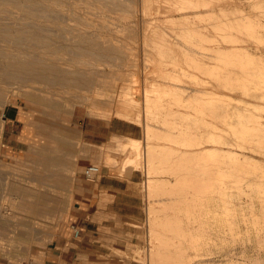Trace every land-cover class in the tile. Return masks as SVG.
I'll return each instance as SVG.
<instances>
[{
    "label": "rangeland",
    "instance_id": "rangeland-1",
    "mask_svg": "<svg viewBox=\"0 0 264 264\" xmlns=\"http://www.w3.org/2000/svg\"><path fill=\"white\" fill-rule=\"evenodd\" d=\"M9 1L0 0V12H2L0 13V72L2 73V69H4L2 66H5L8 60L17 64H22L23 69L21 68L20 72L14 73L15 75L10 74L12 72H4V75L0 74V77L3 75L1 79H5L2 80L3 82L0 81L2 83L0 89H2L1 91H4L5 95L8 96V101L5 102L3 106L0 105V129H3L0 131L2 134H0V264H152L154 261V257H152L154 250L152 249L160 246L161 242L159 243V241L162 240L163 237L169 236V239L173 238L172 241H177L176 243L183 242L182 244H184L185 247V254H183L186 256L184 257V255H182L179 259L177 258L176 262L174 261L169 263L170 257L167 259L165 257H168V255L166 254L165 256L164 254L165 257L162 256L160 259V256L155 259L156 262L161 260L159 261L161 262L159 264H163L165 260L167 261H165L164 264H264V225H256L254 221L257 217L253 214H250L251 217L248 218V220H252L250 225L242 220V217L244 216L242 213L243 210L245 211L244 214H246L248 210L250 211L251 208L255 207L254 210H258L255 213L259 215L261 210L264 209L262 206V203H264V197H262L261 192L257 191L259 186H256L259 182L262 183L260 185V189L262 190L259 191H263L264 147H261L258 144L259 140L256 141L258 142L256 143V139L250 137L249 138L253 140L249 141L247 138L248 142L252 143V145H246L248 148L245 146L239 147L237 144L235 146L234 144H231V146V140L234 139V141H237L236 139H240L241 133L233 132L230 128V130L228 129L230 126L224 120L226 118L230 119V115L225 116L226 112L223 107V105H226L225 110H228L229 108L234 109L235 106L233 105L237 102V105L244 103L242 98L252 99V104L250 105L248 103V109L246 108L244 110L249 113L250 111H253V113H255L253 121L255 123L256 121L260 122L257 123L258 126L261 124L262 126L260 125V127H262V129L264 128V106L262 107L261 105L264 104V101H262L264 99V88H262L264 86V71H261L264 69V61L263 63L261 62L264 60V5L262 4L264 3V0H240L237 4L235 3V6L231 4L234 9L238 5L236 8L237 10L240 6L242 12L245 11V13H250V19H252L251 22H253L251 23L253 25H250L251 27L255 25H257V27L255 26L256 28L260 27L258 28L259 30L256 28L254 30L251 29L250 31L253 30V32H248L247 34V30L245 28H240L241 30L243 29V31L239 29L241 31L239 32V30H236L237 28L232 29V26L227 24L229 25L228 27L231 26V29H229L221 19L223 18V15L219 14V10H217V12L215 10H209L210 12L214 11L213 15L207 10L202 14L203 17L199 16V18L194 15V17L191 16L189 20L186 19L185 22L179 23L171 21L170 19L168 20L164 14L165 12L163 10H159V7L160 9H163V6H159L156 2H153L154 4L152 3V5L150 4V6L144 5L141 0H131L133 4L132 6H128L123 0H112L113 3L111 0H92L90 4L85 3L86 5L81 3L84 0H58L57 2H52V5L49 0H44L42 2L43 4L40 0ZM134 1H137V3H134ZM47 2H50V4H47ZM103 3L105 5H103ZM254 3H256L257 9ZM29 4H33L34 6H29ZM92 4L94 5L93 9ZM43 5L47 6L46 8H50L48 9V12L47 9H44L45 7ZM48 5L50 6L48 7ZM126 5L129 8L131 7L130 9L133 10L129 11L130 9L127 7L129 13L125 12ZM250 5L253 6L251 7ZM259 5L260 7H258ZM120 7H123V9ZM144 8H147V10H145L146 12H150H147L148 15L147 13H144ZM50 11L53 13L50 14ZM238 12H240V8ZM15 13L18 14V16ZM232 13L233 12H230V14ZM252 13L257 17L252 15ZM59 16L62 20H60L61 18ZM83 16H87L86 19L82 18ZM144 16H147L146 18L148 20H144ZM220 19L221 22L219 23L218 21H220ZM149 20L155 21L148 25L147 21ZM189 22L191 24H189ZM77 23L78 25H76ZM183 25H185L186 28H184ZM188 25H190V27L192 26V28ZM198 25L201 26L197 27ZM30 26L31 28H29ZM147 26H151L152 28H156L157 26L158 29H156V31L159 30L162 34L163 31L165 33L166 30V34H169V36L167 37V35H163L160 37H166V39L170 40V45L173 46L174 44V48H180L182 46L180 43H174V40L178 38L173 35H175V33L177 35L178 33V37H181L179 38L180 40L183 42H193L192 45L194 44L195 47H200L208 53L200 55L201 53L196 51V53L199 54L190 56L179 54V57L177 54H171L168 57L153 54V56L149 55L150 58H147L145 53L153 51L152 46H147L144 43L146 38L144 30H146ZM181 26H183V28ZM194 26L197 29H194L193 32L196 33L191 34L192 31L189 32L188 30H193ZM77 27L78 30L74 29ZM29 29L33 30V34L29 35ZM14 31L16 32L14 33ZM77 31L78 33H76ZM83 31H86L90 38L86 32L84 36ZM93 31L96 32L94 33ZM225 31L234 34L236 32L235 35H237L241 40H239L240 42L238 41L239 43L237 42L238 44H236L238 46L245 45L244 47L241 46L245 48L244 51L246 52L245 55H242L241 61L243 60L249 64L251 63L250 65L260 66L259 69L261 73H258L259 71L257 73L261 75L255 77H260L259 79L262 81V84L260 85H262V87L259 83L258 85L248 83V85H251V89H255L257 87L256 90L260 92L259 94L263 99L260 96L254 97V95L248 97L246 92L243 93L240 89H232L236 86L227 85L228 88L225 87L226 90L224 89V85L226 84L223 81L226 77L224 78L221 74L224 72L222 65L224 63L223 55H215L216 51L214 50L218 51L219 48L221 49V46L223 47L225 45V43L227 45H231L229 40V42L225 40ZM149 32L152 31L149 30ZM80 33L83 35L78 37ZM72 34L74 38H71ZM195 34H197V36H194ZM96 36L98 40H96ZM100 36L106 37H103L105 39L104 43L99 42V40H102ZM211 39H213L212 42ZM255 39L257 40L255 41ZM88 40L90 41L88 42ZM243 41L245 42L243 43ZM75 43H80L87 48L92 45L96 46L97 44L98 46H101L102 43L107 47L105 52L98 55L96 52H87L88 55L86 52L83 54L80 52H74L76 53L74 54L72 51L73 49L71 48H73ZM260 44L263 45L261 46ZM182 49H185V46ZM208 49L211 52L208 51ZM12 50H14L15 53L12 52ZM16 50L18 51V54ZM37 56L38 58L40 57V60L37 59ZM82 56L84 58H81ZM188 56L189 59L192 58L191 56L194 58L189 61ZM245 56L247 57L245 58ZM195 57H197L199 63ZM77 61L78 66L76 65ZM258 61L262 63V65L260 63L256 64ZM40 62L42 63L40 64ZM235 63L237 64V62ZM235 63L233 62L231 65H228V67L233 68L234 70H239L238 67H240V65H237V69L235 68ZM52 64H54L55 67ZM197 64H200L201 67ZM204 64L208 67L206 70L203 68ZM215 64L218 67V75L211 74L212 72L209 71L210 67L212 68ZM65 65L66 68H64ZM71 65L73 67H71ZM74 65L77 67H74ZM10 69L11 68L9 67L8 71H10ZM198 69L203 71L201 72ZM220 74L221 77H219ZM74 75H79L82 79H79V82L78 80L75 82L76 79L73 78ZM212 79H214V82ZM241 79L245 78L241 77ZM174 80H176V82ZM158 81L159 83H157ZM194 81H196V83ZM215 83L217 84L215 85ZM191 86H200V88L206 89L208 87L210 88L207 89L208 91L211 89L212 91H215H213V93H201V91L191 90ZM27 87H29V89ZM241 87L244 88L249 86L246 84V86L240 85V88ZM147 88H149V91L151 90L153 92H162V90L167 89L166 91L168 94L170 93V98L176 97L171 100L173 103H171L169 107L171 109L181 111L180 114L182 116L178 114L180 117H177L178 115L172 117L170 116L167 119L173 123L179 121L180 126L186 129L191 127L192 132L194 131L196 133L194 134L193 132V135H196L194 145L183 143L189 141V139H185L181 140L182 143L178 144L180 147H189L190 152L194 157H196V154L201 153V146L203 145V143H201L202 140L204 141V139L210 138L212 135L211 131H213L214 133H217H215V136H220H217L219 137L217 138L218 141H220V138L222 137H225L226 139L225 140L223 138V141H227V138H232H230V140L228 139L229 142H223L222 140L218 143L217 140L215 142L217 144L220 143L217 145L221 149L219 150L220 152L218 151V154H220L219 156H222L221 159L219 158L220 163L224 161V164L230 160V156H227L226 158L229 160H224L226 155H229L230 149L235 152L237 151V154L241 153V155H235L236 157L241 156L243 161L247 159L245 162L250 163L248 165L244 162V164L251 167L250 169L245 166L246 169H244L246 171L242 169L243 178L247 179L244 180L246 182L242 180L244 183L239 179L241 174L238 172L240 171L237 169L235 170L232 167L227 168L228 166L226 167V164H221L223 167L220 165L225 171L227 168L226 176L232 171V173L238 171L235 173L240 174H231L232 176L229 175V177L231 176L236 179L238 176L237 183H239V188H243L245 191L243 189L242 190L244 192L238 190V187L236 188L238 191H236L234 187L233 188L235 190L229 189L230 187L227 188L229 186V182L233 184L237 180L233 178L229 179L227 176L225 178V184L227 185L226 190H228V192L224 189V195L221 193V196L224 197L226 192L227 196L232 190V194L235 195L233 196L230 194L229 196H233V198L231 199L230 197L229 199V196H227V200H233L235 204L232 201H225L226 197H224L225 199L223 200V198L219 195L220 193L216 192L217 196H220L222 201L226 204L228 202L231 206V203H233L231 207H237L238 209L239 205V208H241L242 204H244V207L241 208L242 211H240V209L238 210L240 216L237 215L236 218L238 222H242V224H240V227L242 228L240 234L237 233V235H235L236 233L233 232V234L230 229L227 227L225 228V221L223 222L225 225L222 226H219L218 223L215 227L214 224L213 227L209 226L208 228V226H206L205 228H207L208 232L207 230H204V227L195 228V230L198 229L196 231H200L201 229L203 231V233L199 236V238H201L199 239V243L201 244V240L203 239L205 240L203 243L204 246L207 241L208 245H206V247H203V245L199 246V244L198 246H192L188 238H182L183 235L180 233L179 229L174 231L173 228L168 229L160 224L162 218L159 216L160 220L158 215L161 213L156 211L160 204L158 199L165 195H169L170 188H176V177L167 169H164L163 171L159 160H151L150 156L147 155L146 146L147 143L152 142L155 145L163 144L162 146L165 144L171 146L173 143L170 144L169 141L167 142V140L159 139L154 135L159 129L156 126L153 127L150 122L154 113L150 112V114L147 115L146 112L147 109L145 108V105ZM174 89L179 92H176ZM218 89L223 91L220 92ZM96 91H98L99 94ZM194 93L197 94L198 97H201L202 95H205L206 97L205 99L201 98L202 100L199 99L202 101H200V103L198 99L196 100V102L198 101V109L197 105H195L196 108L193 106L195 102L192 100V98H194L192 95H194ZM221 94H225L226 97L228 95L230 97L232 96L234 99H232V97L231 99L230 97L228 99L225 96L223 97ZM206 95H210L209 99ZM214 101L220 103V105ZM211 103H214L213 106H215L216 109L220 107V110H222L221 113L220 110L218 114L215 113L213 108L210 107L212 106ZM227 105L229 107H227ZM162 111L165 110L162 109ZM223 111L225 114H223ZM161 116L162 117L159 118V120L167 117L165 112H162ZM235 117L236 116H234V118ZM156 121L157 120H154V122ZM159 122L162 123L161 121H158V123ZM149 123L150 126H147ZM196 128L198 131H195ZM213 129H217L218 131ZM262 129H260L262 132L260 130L258 132V135L261 133L259 136L264 135V129ZM228 130L230 134L227 133ZM255 133L257 136V132ZM117 135H121L126 138V142L121 144L116 137ZM247 136H249V134H247ZM133 137L141 142V147L139 142L137 144L130 143ZM200 139L201 142L199 143ZM244 140L245 141L241 140V142H244L245 145L247 140L245 138ZM249 146L254 148L250 149L251 147ZM244 147L246 150L241 151ZM227 148L230 149L227 150ZM224 150L225 152H223ZM226 150L229 152L227 153ZM210 153L215 156H211ZM202 154L208 155L210 160H216L215 158L217 157L216 153L210 151L207 152V154H205L204 151ZM245 155L248 157H245ZM202 159L200 161H202ZM61 163L62 169L58 167ZM69 164L71 167L68 166ZM90 164H99L101 167L100 171L94 178H89L85 174V169ZM63 165L68 167L65 172L63 170L65 167ZM153 166L155 169H153ZM247 170H249V172ZM244 173H247L248 175L245 174L244 177ZM227 178L229 180H227ZM250 178L252 185H250L251 183L249 182ZM151 183L156 184V187H152V185H150ZM168 183L171 185H168ZM237 183H234L233 185L238 186ZM255 183L257 184L255 185ZM158 185L162 186L158 187ZM240 185H243V187ZM107 186L109 189L106 188ZM41 187L45 188L42 189ZM163 193H165V195ZM153 197H155V201L153 200ZM90 202L93 203V206H91L93 207L92 209H94L95 205L97 206L98 204L103 210L100 213L105 217L110 218L108 219V228L112 231V244L109 246V251H104L100 255L89 253L88 251H80V253L76 252V254L71 253L70 256L60 255L57 259L49 261L52 255L51 246L56 237L58 235H64L69 231L73 232L75 229L77 231L80 230L79 225L74 223L71 224L69 222L71 214L75 213V211H80L81 209L86 208L87 203ZM249 202L254 203V205ZM108 203L110 214L107 213ZM237 203L240 204L237 205ZM262 207L263 209H261ZM178 212L179 211H175L173 213L174 215H177H175L176 218H179V216L183 214L181 211L180 213ZM262 213H264V210L261 214ZM82 214L85 216L84 213ZM184 215L180 217L181 220L179 219V221L183 222L185 219L186 222L182 224L186 227L189 223H193V225L198 224L199 226L200 222L207 219L206 217H201L199 221H196L197 219L195 218H188V223L185 212ZM226 216L224 217L225 219ZM182 217H184V219ZM191 219H195V221H190ZM258 220L263 221L264 219L260 218ZM157 222L159 223L157 224ZM210 227L213 229H210ZM162 228H165V230L168 229L167 232ZM186 230L189 232V227L186 228ZM51 231H53L52 234L50 233ZM164 232L169 235H164ZM181 232L183 231L181 230ZM204 234H207V237H204ZM179 235H181V237ZM210 237L213 238L211 239ZM213 239L214 241H212ZM41 240L42 242L40 243ZM164 240L166 239L164 238ZM205 248L207 249L204 250ZM213 251L215 252L213 253ZM188 253H190L188 255L189 258L187 257ZM207 253H212V255L210 254V257L214 262L209 258L207 259L210 261L206 259ZM191 256L194 261L190 258ZM183 257L188 259L186 263L184 262L186 259L184 260ZM207 257H209L208 254ZM152 258L153 260H151ZM204 259H206L207 262ZM156 262L154 261L153 264H157Z\"/></svg>",
    "mask_w": 264,
    "mask_h": 264
},
{
    "label": "bare ground",
    "instance_id": "bare-ground-1",
    "mask_svg": "<svg viewBox=\"0 0 264 264\" xmlns=\"http://www.w3.org/2000/svg\"><path fill=\"white\" fill-rule=\"evenodd\" d=\"M9 1V0H8ZM11 1V0H10ZM9 1V2H10ZM13 2H14V0H12ZM16 1V0H15ZM18 1H20V0H18ZM38 1V0H37ZM44 0H40V2L42 3ZM47 1V0H46ZM49 1H51V5H52V2H57L58 0H49ZM81 1V0H80ZM83 1V0H82ZM101 1V0H100ZM112 1V0H111ZM114 1V0H113ZM113 1H112V3H113ZM116 1V0H115ZM122 1V0H121ZM123 1H125V3L129 6H132L133 4H132V2H131V0H123ZM238 1H240V0H141V2L144 4V5H149L150 6V4L152 5V3L153 2H156V3H158L159 4V6H163L164 8L163 9H160V7H159V10H163L165 13V16L168 18V20L170 19L171 21H174V22H179V23H182V22H185L186 21V19H190V17L191 16H193L194 17V15L195 16H197V17H199V16H201V17H203L202 16V14L204 13V12H206L207 10H208V12H210L209 10H215L216 12H217V10H219V14L220 15H223V18H221L223 21H224V23L227 25V24H230L231 26V28L233 29V28H237L236 30H239L240 28H245L246 30H247V32H246V34L248 33V32H253V30L257 27V25H255V26H253V27H251L250 25H253V24H251V23H253V22H251V20L252 19H250L251 17H250V13H245V11L244 12H242L241 11V7L239 6L238 7V10L236 9L237 8V6H236V8L234 9V8H232V6H231V4L232 5H236L237 4V2ZM242 1V0H241ZM254 1V0H253ZM258 1V0H257ZM260 1V0H259ZM39 2V3H40ZM92 2V0H84L83 2H81V3H86V4H90ZM97 2V1H96ZM106 2V1H105ZM104 2V3H105ZM118 2V1H117ZM245 2V1H244ZM252 2V1H251ZM50 4V2H47V4ZM69 3V2H68ZM103 3V5H105ZM111 3V4H112ZM120 3V2H119ZM122 3V2H121ZM134 3H137V1H134ZM236 3V4H235ZM249 3V2H248ZM43 4V3H42ZM46 4V5H47ZM80 4V3H79ZM85 4V5H86ZM115 4V3H114ZM113 4V5H114ZM124 4V3H123ZM154 4V3H153ZM260 4V3H259ZM263 5H264V3H262ZM30 5H33V4H29V6ZM84 5V6H85ZM117 5V4H116ZM125 5V4H124ZM126 5V10H125V12H128L129 13V11H131V10H133V9H130L128 6ZM135 5V4H134ZM246 5V4H245ZM254 5H256V3H254ZM261 5V4H260ZM260 5L258 6V7H260ZM34 6V5H33ZM32 6V7H33ZM44 7V9L46 10L47 9V12H48V9H50V8H46L47 6H45V5H43ZM50 5H48V7H49ZM93 4H92V9H93ZM123 6V5H122ZM231 6V7H230ZM248 6V5H247ZM251 6V5H250ZM249 6V7H250ZM253 6V5H252ZM251 6V7H252ZM27 7H28V5H27ZM32 7H30V8H32ZM95 7H96V5H95ZM94 7V8H95ZM119 7V6H118ZM130 9L129 11L127 10L128 8ZM153 7V6H152ZM245 7V6H244ZM256 7V9H257V5L255 6ZM254 7V8H255ZM264 7V6H263ZM120 8H122L123 9V7H120ZM147 8H148V6H147ZM147 8H144V13L146 14L147 12L145 11V10H147ZM239 8H240V12H238L239 11ZM243 8V7H242ZM262 8V7H261ZM7 9V8H6ZM43 9V10H44ZM71 9H73V8H71ZM245 9V8H244ZM252 9V8H251ZM37 10H38V8H37ZM246 10V9H245ZM71 11H73V10H71ZM257 11V10H256ZM6 12V11H5ZM51 13L50 14H52L53 12L52 11H50ZM55 12V11H54ZM157 12H158V10H157ZM221 12V13H220ZM230 12H233V13H236V12H238V13H236V14H230ZM248 12V11H247ZM251 12V11H250ZM0 13H2V12H0ZM18 13V12H17ZM57 14H59L58 12H56ZM75 13H76V11H75ZM148 13H150V12H148ZM148 13H147V15H148ZM210 13H212V15H213V13H214V11H211ZM6 14V13H5ZM16 14V13H15ZM19 14V13H18ZM18 14H16L17 16H18ZM61 14V13H60ZM135 14V13H134ZM133 14V15H134ZM219 14H217V15H219ZM237 14H239V15H237ZM256 14V13H255ZM41 15V14H40ZM43 15V14H42ZM48 15V14H47ZM62 15V14H61ZM65 15V14H64ZM205 15V14H204ZM252 15H254L253 13H252ZM257 15V14H256ZM17 16H15V17H17ZM43 16H45V15H43ZM55 16V15H54ZM56 16H58V15H56ZM67 16V15H66ZM79 16H80V14H79ZM210 16V15H209ZM225 16V17H224ZM255 16V15H254ZM261 16H262V14H261ZM9 17V16H8ZM21 17V16H20ZM24 17V16H23ZM52 17V16H51ZM60 17V16H59ZM65 17V16H64ZM63 17V18H64ZM81 17V16H80ZM79 17V18H80ZM87 17V16H86ZM86 17H82V18H84V19H86ZM145 17V19L144 20H148L146 17L147 16H144ZM166 17H165V19H166ZM255 17H257V16H255ZM255 17H253V18H255ZM55 18V17H54ZM58 18V17H57ZM61 18V17H60ZM66 18V17H65ZM71 18V17H70ZM81 18V19H82ZM152 18H155V17H152ZM200 18V17H199ZM219 18V17H218ZM261 18V17H260ZM6 19V18H5ZM22 19V18H21ZM36 19V18H35ZM38 19V18H37ZM52 19V18H51ZM67 19V18H66ZM65 19V20H66ZM72 19V18H71ZM73 19H74V17H73ZM212 19V18H211ZM221 19H220V21H218L219 23L221 22ZM262 19V18H261ZM60 20H62V18L60 19ZM138 20V19H137ZM184 20V21H183ZM203 20V19H202ZM260 20V19H259ZM6 21V20H5ZM28 21H31V20H28ZM27 21V22H28ZM74 21V20H73ZM73 21H71V22H73ZM87 21V20H86ZM155 21V20H154ZM153 20L151 21V20H149V21H147V23H148V25L149 24H152V22H154ZM192 21V20H191ZM190 21V22H191ZM193 21H194V18H193ZM8 22V21H7ZM12 22V21H11ZM76 22H78V21H76ZM84 22V21H83ZM189 22V24H191V23H193V22H191L190 23ZM196 23V22H195ZM224 23H222V24H224ZM31 24V23H30ZM45 24V23H44ZM177 24V23H176ZM187 24V23H186ZM185 24V25H186ZM197 24V23H196ZM218 24V23H217ZM73 25V24H72ZM71 25V26H72ZM76 25H78V23L76 24ZM185 25H183L184 26V28H186V26ZM194 25V24H193ZM220 25V24H219ZM261 25V24H260ZM264 25V24H263ZM54 26V25H53ZM153 26V25H152ZM178 26V25H177ZM177 26H176V28H177ZM183 26H181L182 28H183ZM189 27H190V25H188ZM196 26V25H195ZM195 26H194V28H193V30H191V29H189L188 31L189 32H191L192 31V33L191 34H194V33H196V32H193L194 31V29H197V28H195ZM201 25H198L197 27H200ZM204 26V25H203ZM206 26V25H205ZM229 25H227V27H228ZM3 27V26H2ZM10 27V26H9ZM33 27V26H32ZM45 27V26H44ZM50 27V26H49ZM220 27H221V25H220ZM230 27H228L229 29H231ZM264 27V26H263ZM1 28V27H0ZM29 28H31V26L29 27ZM51 28V27H50ZM55 28V27H54ZM65 28V27H64ZM84 28H86V27H84ZM190 28H192V26L190 27ZM258 28H260V27H258ZM258 28H256V29H258ZM262 28V27H261ZM3 29V28H2ZM12 29V28H11ZM45 29V28H44ZM47 29V28H46ZM74 29H77L78 30V27L77 28H74ZM73 29V30H74ZM87 29V28H86ZM156 29H158L157 28V26H156V28H152L151 26H147V28H146V30H144V35H145V40H144V43L148 46H152L153 47V51H148V52H146L145 53V51H144V53H145V55H147V58H150V56L149 55H152L153 56V54H157V55H162V56H169V55H171V54H177L178 55V57H179V54H183V55H197V54H199V53H201L200 55H205L206 53H208L207 51H205L204 49H201L200 47H195L194 46V44L192 45V43H190V42H183L182 40H180L179 38H181L180 36L178 37V33H177V35H176V33H175V35H173V36H175V37H177L178 39H175L174 41H172V42H174V43H180V45H182L181 47L183 48L184 46H185V49H182L181 47L180 48H178V47H176V48H178V49H176V48H174L173 46H174V44H173V46L172 45H170L171 44V42H170V40H168V39H166V37L165 38H163V37H160V36H163V35H167L166 33H167V31L165 30V33H164V29L162 30L163 31V34L162 33H160L159 32V30L158 31H156ZM179 29V28H178ZM202 29H203V27H202ZM219 29H221V28H219ZM226 29V28H225ZM244 29V30H245ZM251 29H253L252 31H250ZM22 30V29H21ZM30 31H29V35H31V34H33V30L32 29H29ZM36 30V29H35ZM51 30V29H50ZM54 30V29H53ZM149 30H151L152 32H149ZM235 30V31H236ZM241 30V29H240ZM239 30V32H241V31H243V29L240 31ZM259 30V29H258ZM24 31V30H23ZM64 31V30H63ZM256 31V30H255ZM263 31V30H262ZM9 32V31H8ZM8 32H5V33H8ZM16 31H14V33H15ZM56 32H57V30H56ZM60 32V31H59ZM62 32V31H61ZM65 32V31H64ZM84 32V31H83ZM86 32V31H85ZM85 32H84V36H85ZM94 33L96 32V31H93ZM181 32V31H180ZM237 32V31H236ZM236 32H235V34H236ZM245 32V31H244ZM258 32V31H257ZM70 33V32H69ZM74 33H75V31H74ZM76 33H78V31L76 32ZM88 33H90V32H88ZM168 33H169V30H168ZM217 33H219V32H217ZM231 33V32H230ZM228 33L227 31H225V40L227 41V42H229L230 41V43H231V45H227L226 43H225V45L222 47L221 46V49L219 48V50L217 51V50H214V51H216L215 52V55H223V59H224V63L222 64L223 65V68H224V72H222L221 74L223 75V77L225 78L226 77V79L223 81L226 85H224V89L226 90V88L225 87H227V85H231V86H236V87H233L232 89H236V90H242L243 91V93L244 92H246V94H248V97H250L251 95H254V97L256 96H260V92H258V90H256L257 89V87L255 88V89H251L252 87H250L251 85H248V83H254V84H256V85H258V83H259V85L260 84H262L261 82L262 81H260V77L259 78H256L255 76H258V75H261V74H258V73H261V71H264V69L263 70H261L260 71V69H259V67L260 66H258V65H250L248 62H245V61H241V59H242V55H245V48H243L245 45H241V46H243V47H241V46H238L237 44L241 41L240 40V38L237 36V35H235L234 33ZM263 33V32H262ZM8 34H10V33H8ZM55 34V33H54ZM64 34V33H63ZM86 34H87V32H86ZM91 34V33H90ZM93 34V33H92ZM162 34V35H161ZM172 34V33H171ZM223 34V33H222ZM260 34V33H259ZM51 35V34H50ZM57 35V34H56ZM76 35V34H75ZM83 34H79V36L78 37H80V36H82ZM88 35V37L90 38V36H89V34H87ZM94 35V34H93ZM96 35V34H95ZM98 35V34H97ZM101 35V34H100ZM200 35H201V33H200ZM204 35V34H203ZM41 36V35H40ZM60 36V35H59ZM62 36V35H61ZM70 36V35H69ZM169 36V34L167 35V37ZM194 36H197V34H195ZM199 36V35H198ZM207 36V35H206ZM219 36H220V34H219ZM223 36V37H224ZM244 36V35H243ZM24 37V36H23ZM64 37H65V35H64ZM87 37V36H86ZM86 37H84V38H86ZM101 37V36H100ZM99 37V38H100ZM104 36H102L101 38H102V40L100 41L99 40V42L101 43V42H103L104 43V41H105V39L104 38H106V37H104ZM190 37V36H189ZM208 37V36H207ZM213 37V36H212ZM242 37V36H241ZM247 37H248V35H247ZM254 37H256V36H254ZM67 38V37H66ZM71 38H74L73 37V34H72V37ZM88 38V39H89ZM96 38V40H98L97 39V36L95 37ZM95 38H92V39H95ZM203 38V37H202ZM246 38V37H245ZM22 39V38H21ZM196 39V38H195ZM194 39V40H195ZM199 39V38H198ZM201 39V38H200ZM210 39V38H209ZM214 39V38H213ZM213 39H211V42H212V40ZM242 39V38H241ZM11 40V39H10ZM23 40V39H22ZM27 40V39H26ZM73 40V39H72ZM71 40V41H72ZM77 40H79V39H77ZM81 40H82V37H81ZM111 40V39H110ZM192 40V39H191ZM191 40H189V41H191ZM202 40H204V39H202ZM222 40V39H221ZM224 40V39H223ZM229 40V41H228ZM240 40V41H239ZM245 40V39H244ZM257 39H255V41H256ZM65 41V40H64ZM87 41V40H86ZM86 41H85V43H86ZM90 40H88V42H89ZM92 41V40H91ZM209 41V40H208ZM239 41V42H238ZM252 41H253V38H252ZM262 41V40H261ZM264 41V40H263ZM262 41V42H263ZM97 42V41H96ZM170 42V43H169ZM201 42V41H200ZM214 42V41H213ZM238 42V43H237ZM245 41H243V43H244ZM81 43V42H80ZM80 43H75L74 45H73V48H71V49H73L72 51H73V53L74 52H80V53H89V52H96L97 53V55L98 54H101L102 52H105L106 51V47L107 46H105V44H101V46H98V44L96 45V46H91V47H86V46H83V45H81ZM206 43V42H205ZM237 43V44H236ZM242 43V44H243ZM254 43V42H253ZM261 43V42H260ZM90 44H92V43H90ZM94 44V43H93ZM110 44V43H109ZM203 44V43H202ZM252 44V43H251ZM44 45V44H43ZM176 45V44H175ZM196 45V44H195ZM206 45V44H205ZM261 45V44H260ZM263 45V44H262ZM261 45V46H262ZM23 46V45H22ZM21 46V47H22ZM51 46V45H50ZM114 46V45H113ZM217 46V45H216ZM264 46V45H263ZM151 47V48H152ZM251 47V46H250ZM260 47V46H259ZM258 47V48H259ZM23 48V47H22ZM108 48H111V47H108ZM145 48V47H144ZM149 48V47H148ZM208 48V47H207ZM247 48V47H246ZM257 48V49H258ZM16 49V48H15ZM113 49V48H112ZM214 49V48H213ZM45 50V49H44ZM44 50H42V51H44ZM47 50V49H46ZM108 50V49H107ZM150 50V49H149ZM20 51V50H19ZM118 51V50H117ZM196 51H198L199 53H196ZM208 51H210L209 49H208ZM253 51V50H252ZM264 51V50H263ZM9 52V51H8ZM12 52H14L15 53V51L14 50H12ZM16 52H17V54H18V51L16 50ZM21 52V51H20ZM37 52V51H36ZM45 52H47V51H45ZM62 52V51H61ZM126 52V51H125ZM211 52V51H210ZM256 52H257V50H256ZM259 52V51H258ZM31 53V52H30ZM34 53V52H33ZM57 53V52H56ZM69 53V52H68ZM88 53H87V55H88ZM115 53V52H114ZM124 53V52H123ZM122 53V54H123ZM264 53V52H263ZM10 54H11V52H10ZM16 54V55H17ZM32 54V53H31ZM31 54H29V55H31ZM74 54H76V53H74ZM212 54H213V52H212ZM250 54V53H249ZM9 55V54H8ZM33 55V54H32ZM63 55V54H62ZM90 55V54H89ZM123 55H125V54H123ZM130 55V54H129ZM177 55H175V56H177ZM181 55H180V57H181ZM247 55V54H246ZM261 55H263V54H261ZM91 56H92V54H91ZM94 56V55H93ZM189 56H188V59H189ZM32 57V56H31ZM44 57V56H43ZM70 57V56H69ZM98 57V56H97ZM100 57V56H99ZM117 57V56H116ZM192 58H194L193 56H191ZM247 56H245V58H246ZM32 58H34V57H32ZM68 58V57H67ZM80 58V57H79ZM81 58H84L83 56L81 57ZM101 58V57H100ZM119 58V57H118ZM171 58V57H170ZM192 58H190V59H192ZM200 58V57H199ZM202 58V57H201ZM13 59V58H12ZM35 59H36V57H35ZM37 59H39L40 60V57L38 58V56H37ZM73 59V58H72ZM174 59H176V58H174ZM190 59H189V61H190ZM195 59L197 60V57H195ZM215 59V58H214ZM7 60V59H6ZM59 60V59H58ZM82 60V59H81ZM201 60V59H200ZM205 60V59H204ZM246 60H248V59H246ZM28 61V60H27ZM86 61V60H85ZM96 61V60H95ZM191 61H193V60H191ZM202 61V60H201ZM200 61V62H201ZM206 61V60H205ZM216 61V60H215ZM214 61V62H215ZM263 61L264 60H262L261 62L263 63ZM82 62V61H81ZM197 62L199 63V60H197ZM196 62V63H197ZM235 63V62H237V64H236V66H235V68H237V65H240V67H238L239 68V70H234L233 68H229L228 67V65H231L232 63ZM19 63V62H18ZM42 62H40V64H41ZM61 63V62H60ZM192 63V62H191ZM216 63V62H215ZM260 62L258 61V63H256V64H259ZM262 63H260L261 65H262ZM1 64V63H0ZM78 64V61H77V63H76V65ZM80 64H82V63H80ZM93 64V63H92ZM190 64V63H189ZM206 64H208V63H206ZM213 64V63H212ZM249 64V65H248ZM51 65V64H50ZM54 67H55V65L54 64H52ZM76 65H74V67L76 66ZM198 65V64H197ZM202 65V64H201ZM2 66V65H1ZM5 66H7V67H5ZM5 66H2L4 69H2V73L0 72V74H3L4 75V72H8V73H10V72H12V73H10V74H13V75H15L14 73H16V72H20L21 71V68L23 69V65L22 64H17V63H15V62H13V61H10V60H8V62L5 64ZM52 66V67H53ZM70 66V65H69ZM78 66V65H77ZM76 66V67H77ZM80 66V65H79ZM83 66V65H82ZM94 66V65H93ZM96 66V65H95ZM194 66V65H193ZM192 66V67H193ZM198 66H200V64L198 65ZM210 66V65H209ZM212 66V65H211ZM253 66V67H252ZM11 68L10 69V71H8V68ZM47 67H49V66H47ZM71 67H73L72 65H71ZM92 67V66H91ZM190 67V66H189ZM201 67V66H200ZM1 68V67H0ZM28 68V67H27ZM64 68H66V65H65V67ZM63 68V69H64ZM89 68V67H88ZM198 68V67H197ZM196 68V69H197ZM203 68H204V70H206L208 67L204 64L203 65ZM218 67L216 66V64L215 65H213L212 66V68L210 67V72H212L211 74H216V75H218V69H217ZM237 68V69H238ZM263 68H264V66H263ZM103 69V68H102ZM258 69V70H257ZM262 69V68H261ZM198 70H200L201 71V69H198ZM49 71V70H48ZM66 71V70H65ZM82 71V70H81ZM97 71V70H96ZM203 71V70H202ZM201 71V72H202ZM259 71V72H258ZM84 72V71H83ZM95 72V71H94ZM207 72V71H206ZM216 72V73H215ZM258 72V73H257ZM5 73V74H6ZM56 73V72H55ZM104 73V72H103ZM205 73V72H204ZM264 73V72H263ZM63 74V73H62ZM65 74H67V73H65ZM195 74V73H194ZM221 74H220V76L219 77H221ZM2 75V76H3ZM57 75H58V72H57ZM60 75V74H59ZM196 75H198V74H196ZM253 75H254V78H253ZM1 76V77H2ZM8 76V75H7ZM11 76V75H10ZM53 76V75H52ZM63 76H65V75H63ZM67 76V75H66ZM1 77H0V79H1ZM5 77V76H4ZM85 77V76H84ZM197 77V76H196ZM214 77V76H213ZM212 77V78H213ZM236 77V78H235ZM241 77H243V78H245V79H241ZM263 77V76H262ZM261 77V78H262ZM6 78V77H5ZM64 78V77H63ZM73 78H75L74 80H75V82H77V80H78V82H79V79H82L79 75H74L73 76ZM193 78V77H192ZM50 79V78H49ZM89 79V78H88ZM2 80H5V79H1L0 81H2ZM55 80H57V79H55ZM73 80V81H74ZM97 80V79H96ZM192 80V79H191ZM194 80V79H193ZM197 80V79H196ZM205 80H207V79H205ZM209 80H210V78H209ZM214 79H212V81H213ZM218 80V79H217ZM221 80H222V78H221ZM220 80V81H221ZM53 81V80H52ZM175 82H176V80H174ZM199 81V80H198ZM208 81V80H207ZM216 81V80H215ZM3 82V81H2ZM116 82V81H115ZM155 82V81H154ZM195 83H196V81H194ZM204 82V81H203ZM214 82V81H213ZM1 83V82H0ZM157 83H159V81L157 82ZM164 83V82H163ZM168 83V82H167ZM199 83H200V81H199ZM206 83V82H205ZM217 83H219V82H217ZM217 83H215V85L217 84ZM221 83H222V81H221ZM220 83V84H221ZM80 84V83H79ZM246 84H247V86H249V87H241L240 88V85H245L246 86ZM63 85H64V83H63ZM176 85H177V83H176ZM195 85V84H194ZM203 85V84H202ZM201 85V86H202ZM205 85V84H204ZM222 85V86H223ZM239 85V86H238ZM255 85V86H256ZM0 86H2V83H1V85ZM198 86V85H197ZM219 86V85H218ZM222 86H220V87H222ZM261 87H262V85H260ZM260 86H258V87H260ZM192 87V86H191ZM190 87V88H191ZM203 87H205V86H203ZM212 87H214V86H212ZM28 89H29V87H27ZM34 88V87H33ZM223 88V87H222ZM228 88V87H227ZM262 88H264V86L262 87ZM173 89V88H172ZM207 89H210V88H208L207 87ZM206 88H200V86L199 87H192V89L191 90H195V91H201V93L202 92H205V93H209V92H212L213 93V91H215V90H213L212 91V89L211 90H207ZM221 89V88H220ZM2 89H0V105L1 106H3V104L5 103V102H7L8 101V96L7 95H5V93H4V91L2 92L1 91ZM167 90V89H166ZM166 90H162V92H156V91H149V88H147V92H146V105H145V108L147 109V115H149L150 114V112H152V113H154V116L153 117H151V120H150V122H151V124H152V126L153 127H157L159 130L158 131H156L155 132V136L157 137V138H159V139H162V140H167V142L169 141L170 142V144L171 143H173V144H171V146H168V144L166 145H164V146H162L163 144H161V145H155L152 141H150V142H152V143H147V146H146V152H147V155H149L150 156V158H151V160L153 159V160H159V163H160V166L163 168V171H164V169H167V170H169V171H171L174 175H175V177H176V184L175 185H177L176 186V188H170V194L169 193H167V194H169V195H165V193H163L165 196H163V197H161V198H159L158 199V201H160V204H159V207H158V209L156 210V211H158L159 213H161L160 215H158V217L160 216L161 218H162V221H160V224L161 225H163V227H165V228H173L174 229V231L176 230V229H179V231H180V233L183 235V237L182 238H188V240L190 241V243L192 244V246L194 245H196V246H198V244H199V246H201V245H203V247H206V245H208V241L205 243L206 245L204 246V241L205 240H203V242H202V240H201V244L199 243V239H201V238H199V236H200V234L201 233H203V231H202V229L200 230V231H196V230H198V229H196L195 230V228H202V227H206V226H208V228H209V226H212L213 227V224H214V227H215V225L218 223V225L220 226H222V225H225L226 224V226H224L225 228L227 227L228 229H230L231 231H232V233L234 232V233H236L235 235H237V233H241V230H242V228L240 227V224H242V222L241 221H237V215H239L240 213H239V209H240V211H242V207H244V204H242V206H241V208H239V204L237 203V205H239L238 206V209H237V207H231L232 205H233V200H230V201H228L227 200V196H229L230 194H232L233 192H232V190H231V192L229 193V195H227L226 196V193L228 192V190H226V187H227V185L225 184L226 182H225V178L228 176V178L230 179V178H233V177H231L232 175L231 174H233V175H237L238 173H240L241 174V176H242V178H243V170H245L246 168H245V166H247L246 164H250V163H246L245 161L247 160L246 158V160L245 161H243L242 160V158H241V156H235V155H241V153H239V154H237V151L235 152L234 150H231L230 148H227V150L228 149H230L229 151H227L226 150V152L228 153L229 152V155H226V157H225V159L224 160H229V159H226L227 158V156H230V160L229 161H227V162H225L224 164H226L225 166L227 167V168H233V169H237L238 171H240V172H238V171H235V172H238V173H232L233 171L231 170V169H229V170H231L232 172H230V174H229V172H228V174L229 175H231L230 177H229V175H227L226 176V171H227V168H226V171L225 170H223V168H221V166L222 165H224L223 164V159H222V161L223 162H221L220 163V160H219V158L221 159V157L219 156L220 154H218L220 151L219 150H221L220 149V147L219 146H217V145H219V144H217L218 142H220L221 140L223 141V138L225 139V137H222V138H220V141H218L217 140V138H219L220 136L219 135H217V136H219V137H217V136H215V133L213 132V131H211V133H212V135H211V137L210 138H206V139H204V141L202 140V142H201V139H200V141H199V143L201 142V143H203V145L201 146V153L200 154H196V152H195V154L197 155L196 157H194L193 156V154L190 152V150H189V147H185V148H182V147H180L178 144L179 143H182L181 142V140H185V139H189V141H187V142H183V143H188V145L190 144V145H194V143H195V141H196V135L194 136L193 135V132H192V128L190 127L189 129H186V128H183L182 126H180L179 124H180V122L178 121V122H170L169 121V119H167L168 117H172V116H177L178 114H180L181 113V111H179V110H175V109H171L169 106L171 105V103H173L171 100L172 99H175V98H170L171 96H170V93L168 94L167 93V91ZM175 90V89H174ZM179 90V89H178ZM219 90V89H218ZM264 90V89H263ZM34 91V90H33ZM166 91V92H165ZM170 91V90H169ZM176 91V90H175ZM220 91V90H219ZM221 91H223V90H221ZM220 91V92H221ZM230 91V90H229ZM261 91H262V89H261ZM96 92H98V91H96ZM176 92H179V91H176ZM194 92V91H193ZM263 92V91H262ZM174 93V92H173ZM215 93V92H214ZM217 93V92H216ZM219 93V92H218ZM98 94H99V92H98ZM174 94H176V93H174ZM173 94V95H174ZM178 94V93H177ZM180 94V93H179ZM231 94H232V91H231ZM259 94V95H258ZM126 95V94H125ZM128 95V94H127ZM223 97L225 96L226 97V95L224 94H221ZM220 95V96H221ZM228 95V94H227ZM234 95V94H233ZM117 96V95H116ZM176 96H178V95H176ZM180 96V95H179ZM207 97H208V99H209V96L210 95H206ZM235 96V95H234ZM128 97V96H127ZM127 97H124V98H127ZM132 97V96H131ZM192 97H194V98H192V100L196 103H194V105L193 106H195V105H197V109H198V101L196 102V100L198 99H205L206 97H205V95H202L200 98L198 97V95L197 94H195L194 93V95H192ZM222 97V98H223ZM229 95L226 97V98H228L229 99ZM232 97V96H231ZM231 97H230V99H231ZM261 97V96H260ZM122 98V97H121ZM178 98V97H177ZM242 98V97H241ZM262 98V97H261ZM260 98V99H261ZM128 99H130V98H128ZM195 99V100H194ZM201 99V100H202ZM207 99V100H208ZM232 99H234V97H232ZM243 99V101H244V103H240V105H237L238 104V102L235 104V105H233V106H235L234 107V109H231V108H229L228 110L226 109L225 110V106L226 105H223V107H224V111L226 112V115L225 116H229L230 115V119H225L224 121L225 122H227L228 123V125L230 126V127H228V129L230 128L233 132H238V133H241V135H240V139H236L237 141H234V139H232L231 137V143H230V145L232 144H234V146L237 144L239 147H241V146H245L246 147V145L248 144H250V145H252V143H250V142H248V140L249 141H252L250 138H255L256 140H255V142L256 141H258L259 140V143L258 142H256V143H258L261 147H264V135H262V136H259L258 135V132H259V130L260 129H262V127H260V125L261 124H259V126H258V124L257 123H260V122H258V121H256V123L253 121V118L255 117V113H253V111H250V113L249 112H246L244 109H246L247 108V106L249 107V105H248V103L251 105L252 104V102H251V100L250 99H248V98H242ZM259 99V98H258ZM263 99V98H262ZM126 100V99H125ZM133 100H134V97H133ZM177 100V99H176ZM179 100V99H178ZM201 100H199V103H200V101ZM210 100H212V99H210ZM214 100V99H213ZM226 101V100H225ZM227 101H229V100H227ZM262 101H264V99L262 100ZM134 102V101H133ZM202 102V101H201ZM215 103H217L216 101H214ZM235 103V102H234ZM233 103V104H234ZM143 104V103H142ZM169 104V105H168ZM218 105H220V103H217ZM243 104H245V105H243ZM255 104V103H254ZM258 104V103H257ZM260 104V103H259ZM139 105H140V103H139ZM211 105L212 106H210L211 108H213V110H214V112L215 113H219V110L221 109L220 107H218V109H216L215 108V106H213L214 105V103H211ZM262 105V107L264 106V104H261ZM232 106V105H231ZM216 107H217V105H216ZM227 107H229L228 105H227ZM191 108H194V107H191ZM195 108H196V106H195ZM162 109L163 110H165V111H162ZM248 109V108H247ZM0 110H1V108H0ZM170 110V111H169ZM192 110V109H191ZM212 110V109H211ZM233 110V111H232ZM194 111V110H193ZM197 111V110H196ZM221 111L222 110H220V113H221ZM223 111V114H225V112ZM162 112H165V115L167 116L166 118H162V120H159V118H161L162 116H161V114H162ZM185 112V111H184ZM164 114V113H163ZM188 114V113H187ZM190 114V113H189ZM258 114V113H257ZM3 115V114H2ZM180 116H182L181 114H180ZM179 115L177 116V117H180ZM190 116H191V114H190ZM234 116H236L235 118H234ZM2 117V116H1ZM188 118V117H187ZM154 120H157L156 122H154ZM149 121V120H148ZM158 121H161L162 123H158ZM3 124V123H2ZM146 124H148V123H146ZM147 126H150V123H149V125H147ZM262 126V125H261ZM4 127V126H3ZM149 128V127H148ZM147 128V129H148ZM150 129V128H149ZM194 129V128H193ZM225 129V128H224ZM229 129V130H230ZM264 129V128H263ZM262 129V130H263ZM1 130H3V129H0V131ZM213 130H215V129H213ZM217 130V129H216ZM215 130V131H216ZM229 130L227 131V133L228 134H230L229 133ZM195 131H198L197 130V128H196V130ZM218 131V130H217ZM224 131V130H223ZM225 131H226V129H225ZM225 131H224V133H225ZM261 131V130H260ZM264 131V130H263ZM202 132V131H201ZM255 132H257V136H256V133ZM262 132V131H261ZM150 133H151V131H150ZM150 133H148V134H150ZM206 133V132H205ZM255 133V134H254ZM0 134H1V132H0ZM194 134H196L195 132H194ZM217 134V133H216ZM247 134H249V136H247ZM263 134V133H262ZM2 135V134H1ZM247 137H246V136ZM77 136V135H76ZM245 136V137H244ZM78 137V136H77ZM117 138H118V140H119V142H121V144H124L125 142H126V138H124L123 136H116ZM250 137V138H249ZM128 138V137H127ZM131 138V137H130ZM150 138V137H149ZM152 138V137H151ZM205 138V137H204ZM230 138H227V141H228V139L230 140ZM244 138L247 140V138H248V140H247V143L244 145V142L242 143L241 142V140L242 141H245L244 140ZM138 140V139H137ZM136 140V138H132L131 139V142L130 143H133V144H137L138 142L140 143V147H141V142L138 140L137 141ZM216 140H217V143H215L216 142ZM226 140V139H225ZM223 141V142H227V141ZM210 142V143H209ZM229 142V141H228ZM126 145V144H125ZM231 145V146H232ZM181 146H183V145H181ZM197 146H199V145H197ZM221 146V145H220ZM233 146V147H234ZM194 147V146H193ZM245 147H244V149H241V151H244V150H246L245 149ZM249 147H251V146H249ZM223 148V147H222ZM246 148H248V147H246ZM254 147H251L250 149H253ZM137 149V148H136ZM200 149V148H199ZM226 149V148H225ZM235 149V148H234ZM75 150V149H74ZM202 150H204L205 151V154H207V152H213V153H216V156L218 157H216L215 159L216 160H210L209 158H208V155H204V154H202L204 151H202ZM223 150V149H222ZM54 151V150H53ZM56 151V150H55ZM72 151V150H71ZM141 151V150H140ZM219 151V152H218ZM232 151H234V152H232ZM223 152H225V150L223 151ZM53 153V152H52ZM226 153V154H227ZM244 153V152H243ZM246 153V152H245ZM69 154V153H68ZM210 155L211 156H213L214 154H211L210 153ZM209 155V156H210ZM223 155H225V154H223ZM76 156V155H75ZM74 156V157H75ZM142 156V155H141ZM140 156V157H141ZM215 156V155H214ZM73 157V158H74ZM223 157V158H224ZM243 157V156H242ZM245 157H248V156H246L245 155ZM149 158V159H150ZM203 158V159H202ZM75 159H76V157H75ZM202 159V161H200ZM244 159V158H243ZM73 160V159H72ZM78 160V159H77ZM198 160H199V162L201 163H199L198 162ZM76 161V160H75ZM130 161H132V160H130ZM77 162V161H76ZM204 162V163H203ZM244 162L246 163V164H244ZM158 163V164H159ZM199 163V164H198ZM76 164V163H75ZM78 164V163H77ZM153 164V163H152ZM222 164V165H221ZM65 165V164H64ZM63 165V166H64ZM95 165V164H94ZM98 167H99V170L101 169V167H100V165L99 164H96ZM151 165V164H150ZM201 165V166H200ZM221 165V166H220ZM55 166V165H54ZM53 166V167H54ZM61 166H62V163H61V165L60 166H58V167H60L61 168ZM68 166H70V164L68 165ZM76 166V165H75ZM52 167V168H53ZM57 167V166H56ZM65 167V166H64ZM71 167V166H70ZM73 167V166H72ZM223 167V166H222ZM248 168H250L251 169V167H249V166H247ZM67 166L63 169L64 170V172H65V170L67 171ZM75 168V167H74ZM245 168V169H244ZM62 169V168H61ZM76 169V168H75ZM153 169H155L154 168V166H153ZM243 169V170H242ZM256 169V168H255ZM68 171H69V169H68ZM73 171V170H72ZM72 171H70V172H72ZM242 171V172H241ZM246 171V170H245ZM244 171V172H245ZM248 172H249V170H247ZM73 172H75V171H73ZM150 172V171H149ZM247 172V173H248ZM68 173V172H67ZM247 173H244V177H245V174H247ZM264 173V172H263ZM240 174H238V175H240ZM257 174H258V172H257ZM248 175V174H247ZM241 176L239 177V179H240V181H244V180H247V179H242L241 178ZM76 177V176H75ZM236 177V176H235ZM238 177V176H237ZM236 177V179L235 178H233V179H235L236 181L234 182L235 184L237 183V181H238V178ZM248 177V176H247ZM246 177V178H247ZM7 178V177H6ZM227 178V180H229ZM5 179V178H4ZM153 179V178H152ZM151 179V180H152ZM6 181V180H5ZM234 181V180H233ZM239 181V182H240ZM242 181V182H243ZM249 181V180H248ZM7 182H9V181H7ZM229 182V181H228ZM244 182H246V181H244ZM243 182V183H244ZM250 183H251V178H250V181H249ZM248 182V183H249ZM259 182V181H258ZM261 182H263V181H261ZM175 183V182H174ZM233 183V184H234ZM242 183V184H243ZM9 184V183H8ZM161 184H162V182H161ZM233 184H231V182H229V186L227 187V188H229V189H233V190H235L237 187L239 188V183H237L238 184V186H235V185H233ZM240 184H241V182H240ZM257 183H255V185H256ZM262 183H260L259 182V184H257L256 186H259V189L257 190L258 192H261V194H262V197H264V188H263V191H259V190H262V189H260V185H261ZM264 184V183H263ZM68 185H70V184H68ZM150 185H152V187H154L156 184H153V183H151ZM168 185H171V184H169L168 183ZM250 185H252V183L250 184ZM159 186H162V185H158V187ZM240 186H242L243 187V185H240ZM263 187H264V185H262ZM156 187V186H155ZM154 187V188H155ZM165 187V186H164ZM235 189H234V188ZM241 187V188H242ZM42 188V187H41ZM45 188V187H44ZM44 188H42V189H44ZM67 188V187H66ZM168 188V187H167ZM166 188V189H167ZM162 189V188H161ZM165 189V190H166ZM227 191L226 193H225V196L224 197H226V199L223 197V196H221V193L223 194V192L225 191V190ZM243 189V188H242ZM242 189H238V190H240V191H242V192H244ZM257 189V188H256ZM155 190V189H154ZM157 190V189H156ZM169 190V189H168ZM224 190V191H223ZM237 189H236V191H238ZM162 191V190H161ZM164 191V190H163ZM222 191V192H221ZM230 191V190H229ZM216 192H219L218 194L221 196V198H223V200L225 199V201H228V202H233V203H231V206H230V204L227 202V204L225 203V202H223L222 201V199L220 198V196H217V194H216ZM257 192V193H258ZM235 193V192H234ZM259 194V193H258ZM224 195V194H223ZM233 196L235 195V194H232ZM257 195V194H256ZM260 195V194H259ZM233 196L231 197V196H229V199H230V197H231V199L233 198ZM253 196V195H252ZM254 196H255V194H254ZM253 196V197H254ZM72 198V197H71ZM261 198V197H260ZM157 199V198H156ZM213 199V200H212ZM264 199V198H263ZM153 200L155 201V197H153ZM153 201V202H154ZM242 203V202H241ZM249 203H252V202H249ZM248 203V204H249ZM235 204V203H234ZM247 204V203H246ZM253 205H254V203H252ZM263 205V207H264V203H262ZM237 205H235V206H237ZM252 205V206H253ZM248 207H249V205H248ZM250 207H251V204H250ZM263 207L261 208V209H263ZM155 208V207H154ZM258 208V207H257ZM260 208V207H259ZM246 209H248V208H246ZM255 209V207L254 208H251L250 209V211L248 210L247 211V213L246 214H244V210L242 211V213H243V217H242V220L244 221V222H247V224H249L250 225V222H252V220H248V218H250L251 217V215L250 214H253V215H255L256 217H257V219L254 221L255 222V224L257 225V224H261V225H264V220L263 221H259L258 219H260V218H263L264 219V213H262L261 214V212L264 210H261V212L259 213V215L258 214H256L255 212H257L258 210L256 209V210H254ZM153 210H155V209H153ZM259 210V211H260ZM151 211H152V209H151ZM150 211V212H151ZM175 211H179L178 213H180V211L181 212H183V214L182 215H184V212H185V214H186V217H187V221H188V223H189V219L190 218H195V219H197L196 221H199L200 219H201V217L203 218V217H206L207 219H204L203 220V222H200V224H199V226H198V224L197 225H193V223L192 224H190L189 223V225L186 227L185 225H183L182 223H184V222H186V220L184 219V217H182L184 220H183V222L182 221H179V219L181 220V216H179V218L177 217H175V215L173 214ZM249 212V213H248ZM153 213V212H152ZM163 213V214H162ZM237 213V214H236ZM241 213V214H242ZM2 214V213H1ZM204 215V216H203ZM227 215V216H226ZM231 215V216H230ZM248 215V216H247ZM177 216V215H176ZM185 216V215H184ZM226 216V219L224 218ZM230 216V217H229ZM240 216V215H239ZM160 217H159V219H160ZM229 217V218H228ZM189 218V219H188ZM195 219H191L190 221H195ZM161 220V219H160ZM241 220V219H240ZM245 220H247V221H245ZM226 222L225 224H223V222ZM238 222V223H237ZM241 222V223H240ZM253 222V223H254ZM159 222H157V224H158ZM212 224V225H211ZM4 225V224H3ZM160 225V226H161ZM187 225V224H186ZM4 226H6V225H4ZM189 227V229H190V231L188 232V230H186V228H188ZM4 228V227H3ZM165 228H162L163 230H165ZM203 228V229H204ZM224 228V229H225ZM51 229V228H50ZM168 229H166L165 231L167 232V230ZM210 229H213V228H211L210 227ZM181 230L183 231V232H181ZM185 230V231H184ZM204 230H207V228H205ZM0 231H1V229H0ZM3 231V230H2ZM178 231V232H179ZM202 231V232H201ZM209 231H211V230H209ZM230 231V232H231ZM157 232V231H156ZM163 232V231H162ZM166 232H164L165 234L164 235H166V236H168L167 235V233ZM177 232V233H178ZM207 232H208V230H207ZM5 233V232H4ZM10 233V232H9ZM51 234L53 233V231H51L50 232ZM154 233V232H153ZM160 233V232H159ZM231 233V234H232ZM233 233V234H234ZM13 234V233H12ZM6 235V234H5ZM156 235V234H155ZM161 235V234H160ZM163 235V234H162ZM207 235V234H206ZM205 234H204V237L206 236ZM180 237H181V235H179ZM211 236V235H210ZM170 237V236H169ZM169 237H163L162 238V236H161V238H162V240H160L159 241V243H160V246H157V248H154V249H152V250H154L153 251V253H152V257H154V261L156 262V258L158 257H160V259L162 258V256H164V254H165V256H166V254L168 255V257H165V258H169L170 257V259H169V263H172V262H176V260H177V258L179 259L180 257H182V255H184L185 253V251H184V249H185V247H184V244H182V243H176V242H174V241H172V239L173 238H170L169 239ZM175 237H177V236H175ZM202 237H203V235H202ZM203 237V238H204ZM207 237V236H206ZM209 237V236H208ZM160 238V239H161ZM164 238L166 239V240H164ZM179 238V237H178ZM211 239L213 238V237H210ZM10 239V238H9ZM46 239V238H45ZM48 239V238H47ZM176 239V238H175ZM181 239V238H180ZM206 239V238H205ZM44 240V239H43ZM208 240H209V238H208ZM212 241H214V239L212 240ZM42 242V240L40 241V243ZM180 242V241H179ZM209 243H210V240H209ZM190 244V245H191ZM247 244V243H246ZM207 248H205L204 250H206ZM187 250V249H186ZM152 252V251H151ZM206 252V251H205ZM207 252H209V251H207ZM210 252H211V249H210ZM215 251H213V253H214ZM184 253V254H183ZM163 254V255H162ZM190 253H188L187 254V257H188V255H189ZM207 254L209 255V257H207ZM206 254V259L207 258H209V259H211V255H212V253H207ZM186 255H184V257H185ZM193 256V255H192ZM192 256L190 257V258H192ZM183 257V259L185 260L186 258H184ZM194 257V256H193ZM189 258V257H188ZM164 259V258H163ZM162 259V260H163ZM182 259V258H181ZM182 259V260H183ZM193 259V258H192ZM206 259H204V260H206ZM209 259H207V260H209ZM214 259V258H213ZM151 260H153V258L151 259ZM165 260V259H164ZM183 260V261H184ZM191 260V259H190ZM207 260H206V262H207ZM215 260V259H214ZM154 261H153V263H154ZM159 261H161V260H159ZM156 262L157 264H159V263H161V262ZM165 261H167V260H165ZM165 261H164V263H165ZM186 261H188V259H186L184 262L186 263ZM192 261H194V259L192 260ZM210 261V260H209ZM211 261H213L212 259H211ZM222 261V260H221ZM220 261V262H221ZM214 262V261H213ZM218 262V261H217ZM216 262V263H217ZM152 263V264H153ZM163 263V264H164ZM167 263V262H166ZM178 263V262H177ZM191 263V262H190ZM192 264V263H191ZM208 264V263H207ZM211 264V263H210ZM218 264V263H217ZM231 264V263H230Z\"/></svg>",
    "mask_w": 264,
    "mask_h": 264
},
{
    "label": "crops",
    "instance_id": "crops-1",
    "mask_svg": "<svg viewBox=\"0 0 264 264\" xmlns=\"http://www.w3.org/2000/svg\"><path fill=\"white\" fill-rule=\"evenodd\" d=\"M106 188L109 189L108 186ZM91 206H93L92 202L87 203L86 208L71 214L69 222L79 225L80 230L77 231L75 229L73 232L69 231V234L58 235L52 243V255L49 261L57 259L60 255L70 256L71 253L76 254V252L80 253V251H88L96 255H100L104 251H109V246L112 244V231L108 228V219L110 218L100 213L103 210L98 204L97 206L95 205L94 209ZM109 209L108 203V214H110Z\"/></svg>",
    "mask_w": 264,
    "mask_h": 264
},
{
    "label": "built area",
    "instance_id": "built-area-1",
    "mask_svg": "<svg viewBox=\"0 0 264 264\" xmlns=\"http://www.w3.org/2000/svg\"><path fill=\"white\" fill-rule=\"evenodd\" d=\"M99 167L97 165H88L87 168L85 169V174L89 177V178H94L96 176V174L99 172Z\"/></svg>",
    "mask_w": 264,
    "mask_h": 264
}]
</instances>
